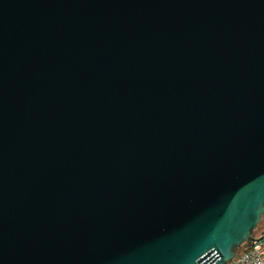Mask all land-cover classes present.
Instances as JSON below:
<instances>
[{
    "label": "water",
    "instance_id": "water-1",
    "mask_svg": "<svg viewBox=\"0 0 264 264\" xmlns=\"http://www.w3.org/2000/svg\"><path fill=\"white\" fill-rule=\"evenodd\" d=\"M264 213V0H0V264H226Z\"/></svg>",
    "mask_w": 264,
    "mask_h": 264
},
{
    "label": "built area",
    "instance_id": "built-area-1",
    "mask_svg": "<svg viewBox=\"0 0 264 264\" xmlns=\"http://www.w3.org/2000/svg\"><path fill=\"white\" fill-rule=\"evenodd\" d=\"M226 264H264V236L250 242L246 249L235 253Z\"/></svg>",
    "mask_w": 264,
    "mask_h": 264
},
{
    "label": "trees",
    "instance_id": "trees-1",
    "mask_svg": "<svg viewBox=\"0 0 264 264\" xmlns=\"http://www.w3.org/2000/svg\"><path fill=\"white\" fill-rule=\"evenodd\" d=\"M262 217L264 218V213L262 214ZM264 224V220H260L259 223L255 226V227H252L251 228V234L254 236V237H259L263 232H264V226L262 225ZM262 225V228L260 230H258L259 226ZM250 244V240H246L244 241L241 245H239L238 247H234V250L235 252H240L244 249H246Z\"/></svg>",
    "mask_w": 264,
    "mask_h": 264
},
{
    "label": "rangeland",
    "instance_id": "rangeland-1",
    "mask_svg": "<svg viewBox=\"0 0 264 264\" xmlns=\"http://www.w3.org/2000/svg\"><path fill=\"white\" fill-rule=\"evenodd\" d=\"M261 219L264 220L263 217H261ZM261 219H260V220H261ZM258 223H259V222H258ZM262 225L264 226V224H262ZM262 225L259 226L258 230H260V229L262 228Z\"/></svg>",
    "mask_w": 264,
    "mask_h": 264
}]
</instances>
